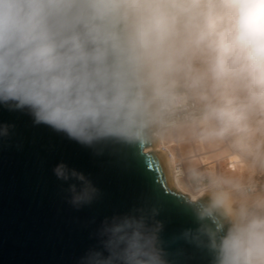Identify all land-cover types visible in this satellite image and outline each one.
I'll list each match as a JSON object with an SVG mask.
<instances>
[{
    "label": "clouds",
    "instance_id": "clouds-1",
    "mask_svg": "<svg viewBox=\"0 0 264 264\" xmlns=\"http://www.w3.org/2000/svg\"><path fill=\"white\" fill-rule=\"evenodd\" d=\"M0 107L95 157L189 149L174 175L191 226L165 238L142 198L104 217L75 264H264V0H0ZM14 127L0 123V142ZM52 172L73 209L101 199L90 174Z\"/></svg>",
    "mask_w": 264,
    "mask_h": 264
},
{
    "label": "water",
    "instance_id": "water-1",
    "mask_svg": "<svg viewBox=\"0 0 264 264\" xmlns=\"http://www.w3.org/2000/svg\"><path fill=\"white\" fill-rule=\"evenodd\" d=\"M0 123L15 126L0 142V264H75L94 242L90 234L104 217L142 198L162 207L165 238L191 226L176 199L180 192L173 187L164 153L148 151L158 142L95 157L49 128L34 126L26 113L0 107ZM61 161L90 174L102 192L98 202L79 211L66 202V185L52 172ZM181 264L201 261L188 253Z\"/></svg>",
    "mask_w": 264,
    "mask_h": 264
},
{
    "label": "bare ground",
    "instance_id": "bare-ground-1",
    "mask_svg": "<svg viewBox=\"0 0 264 264\" xmlns=\"http://www.w3.org/2000/svg\"><path fill=\"white\" fill-rule=\"evenodd\" d=\"M166 142H158L157 146L155 148H149L148 151H162L165 155V158L167 160L168 163V167H169V172H170V176H171V180H172V184L173 187L179 191L180 193L183 194H187V189L184 188L183 184L181 183V181L175 177L174 172H173V162L176 161L177 159H183L184 156L181 153V148L180 146L177 145H173L170 146L172 152L168 154V149L167 146L165 145ZM212 155H208V154H200L198 156V162L202 165L208 166V167H220V163L218 164L217 161H221L222 158L216 157V156H212ZM229 163L232 165V168H237V164L232 161L231 159H228ZM221 168V167H220Z\"/></svg>",
    "mask_w": 264,
    "mask_h": 264
},
{
    "label": "rangeland",
    "instance_id": "rangeland-1",
    "mask_svg": "<svg viewBox=\"0 0 264 264\" xmlns=\"http://www.w3.org/2000/svg\"><path fill=\"white\" fill-rule=\"evenodd\" d=\"M165 145L167 146L168 154L171 153L172 150H171L170 146H173L174 144L171 143V142H166ZM180 148H181L180 150H181L182 155L185 157L187 155L189 149L187 148V146H180ZM220 167H221V169H223L225 171H229V172H231V171H240V169L238 167L237 168H232V165L229 163L228 159H221Z\"/></svg>",
    "mask_w": 264,
    "mask_h": 264
},
{
    "label": "built area",
    "instance_id": "built-area-1",
    "mask_svg": "<svg viewBox=\"0 0 264 264\" xmlns=\"http://www.w3.org/2000/svg\"><path fill=\"white\" fill-rule=\"evenodd\" d=\"M181 161H182V159H177L176 161L173 162V167H172L173 172H175L176 168H177L179 165H181ZM217 163L219 164L220 162L217 161Z\"/></svg>",
    "mask_w": 264,
    "mask_h": 264
}]
</instances>
